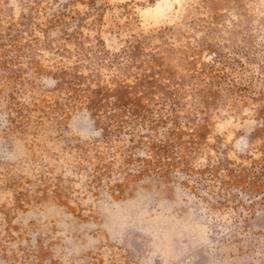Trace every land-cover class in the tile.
Returning a JSON list of instances; mask_svg holds the SVG:
<instances>
[{"label": "rangeland", "instance_id": "rangeland-1", "mask_svg": "<svg viewBox=\"0 0 264 264\" xmlns=\"http://www.w3.org/2000/svg\"><path fill=\"white\" fill-rule=\"evenodd\" d=\"M0 264H264V0H0Z\"/></svg>", "mask_w": 264, "mask_h": 264}]
</instances>
